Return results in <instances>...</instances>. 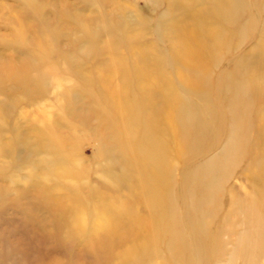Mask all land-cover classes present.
<instances>
[{
    "label": "rangeland",
    "instance_id": "rangeland-1",
    "mask_svg": "<svg viewBox=\"0 0 264 264\" xmlns=\"http://www.w3.org/2000/svg\"><path fill=\"white\" fill-rule=\"evenodd\" d=\"M245 1L248 7L240 14L250 17L243 24L245 28L253 26L254 31L240 37L235 34L232 46L218 53L221 61L236 57L239 44L244 43L240 51L245 50L262 35L252 0ZM169 2L0 0V264H264V172H260L258 159L249 151L253 131L239 136L224 156L212 163L213 175L203 177L204 172L197 170L206 166L209 170L202 160L226 147L231 133L229 123L211 124L203 147L195 155H187V150L181 153L180 148L174 153L171 162L176 184L183 183L181 176L185 174L195 189L173 196L161 226L153 223L140 196L109 182L111 173H119L120 169L113 163L117 156L107 150L99 129L107 116H93V108L86 105L84 96L75 98L70 94L72 89L79 90L78 70L71 69L65 58L81 65L83 74L101 73L105 64L95 69L82 63L85 51L101 53L110 45L113 27L130 24L131 29L126 31L118 28L127 37L134 22L142 27V38L154 56L159 58L164 53L166 64H161V69L172 81H180L168 54L167 37L155 38L148 29L152 31L156 17ZM263 7L258 9L260 17ZM78 28L98 35V39L94 44L74 48L71 41H78ZM51 31L60 33L53 44L47 35ZM40 42L50 51L53 47L54 56L38 60L34 48ZM116 48L124 50L121 44ZM130 62L125 61L127 67ZM223 68L220 62L218 68L208 69L209 84ZM250 75L232 74L230 82L233 80L236 87L241 84L238 77L247 80ZM107 83L102 87L104 91L115 90L117 78ZM236 95L224 87L220 98L226 104ZM116 102L114 98L112 106L117 107ZM100 105L105 112L101 99ZM199 111L205 117L201 108ZM250 112L247 116L252 126L254 114ZM83 117L88 118L87 124L81 122ZM242 123L238 120L234 126ZM38 131L54 137L53 141L60 139L53 148L63 155L60 153L56 159L52 147H38ZM19 140L28 145H21ZM172 144L178 146L177 142ZM62 160L69 163L67 169L61 165ZM200 181L208 184L209 190L200 192ZM72 201L78 206L76 218L60 219L59 209L72 205ZM104 207L117 211L123 221H111L100 229L99 213Z\"/></svg>",
    "mask_w": 264,
    "mask_h": 264
},
{
    "label": "bare ground",
    "instance_id": "bare-ground-1",
    "mask_svg": "<svg viewBox=\"0 0 264 264\" xmlns=\"http://www.w3.org/2000/svg\"><path fill=\"white\" fill-rule=\"evenodd\" d=\"M252 4L262 24V35L258 38L252 36L253 42L245 50L243 48L240 51L244 43L239 44L240 53L236 57L231 56L221 61L218 53H221V49H229L236 35L240 37L254 31L253 26L248 25L245 28L243 24L250 17L245 18L240 14L248 7L246 1L170 0L164 12L156 17L152 31L151 27L148 29L155 38L165 40L167 37L171 63L180 74L178 82L172 81L169 74L161 69V64H166L164 53L159 58L154 56L146 39L142 38L145 36L140 31L142 27L136 22L132 33L128 32L127 37L123 36L120 29H131L130 24L113 27L109 32L110 45L102 48L101 53L85 51L86 56L82 63L95 69L105 64L101 73L95 71L96 75H90L85 71L86 74H83L81 71L84 68L81 65H75L65 58L71 69L78 70L79 90L77 92L72 89L70 94L75 98L84 96L86 105L93 108V116H107L105 120L102 119L99 129L108 145L107 150L117 156L113 163H117L120 169L119 173H111L112 180L109 182L121 190L140 196L143 199L142 204L149 208L154 224L162 226L165 223L174 195L178 197L183 190L195 189L194 184L187 181L185 174L181 176L183 183L180 186L176 184L171 159L179 148L181 153H185L183 150L190 151L187 155L198 153L204 145L203 140L210 131L211 124L229 123L230 140L221 152L202 160L209 166V170L206 169L207 166L197 170L201 174L204 172L201 176L213 175V168L210 169L212 163L218 162L224 156L234 140L251 131L255 135L248 143L249 151L258 159L260 172H264V12L262 17L258 13L264 0H252ZM49 33L47 32L48 41L53 44L60 33ZM77 34L78 41H71L74 48L81 44H94L98 39V35H92L82 28H78ZM44 41L43 38L42 42ZM42 42L34 48L37 50L38 60L55 54L53 47L50 51L40 45ZM120 44L124 46L122 52L116 48ZM126 60H131L129 67L126 66ZM220 62L224 68L216 74L211 85V72L208 69L218 68ZM243 72L250 73V78L242 80L238 77L241 84L234 87L233 80L230 82L232 74L236 76ZM114 77L117 78L116 89L104 91L102 87L108 85L107 80H113ZM224 87L237 94L235 99L226 104L220 98ZM91 95H96V98ZM114 98L117 99V107L112 106ZM100 99L104 102L105 112L101 110ZM199 108L203 110L205 117L201 116ZM248 110L251 111L250 114H254L253 118L250 117L252 126L249 124ZM224 112L229 117L225 118ZM87 119L83 117L81 122H86ZM238 120L243 123L236 128L234 122ZM43 133H37V146L52 147L53 156L57 159L61 151L55 152L53 147L61 140L53 141L54 137H46ZM19 141L23 146L28 145ZM173 142H177L178 149ZM60 163H64L61 165L65 169L69 167L65 160ZM256 164L255 162L254 165ZM198 185L200 192L204 188L209 190L208 184L203 181L198 182ZM261 197L264 198V191ZM199 200L202 201L201 194ZM99 203L102 204L103 201L99 200ZM71 204L59 209L60 219L76 218L78 206L74 201ZM100 211V229L101 225L106 226L111 221H123V216L117 217L119 213L115 210L104 207Z\"/></svg>",
    "mask_w": 264,
    "mask_h": 264
}]
</instances>
